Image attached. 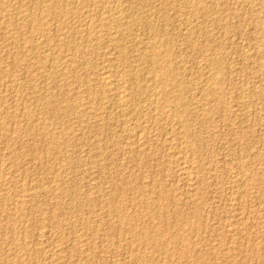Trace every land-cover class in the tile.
I'll use <instances>...</instances> for the list:
<instances>
[{
    "label": "rangeland",
    "instance_id": "obj_1",
    "mask_svg": "<svg viewBox=\"0 0 264 264\" xmlns=\"http://www.w3.org/2000/svg\"><path fill=\"white\" fill-rule=\"evenodd\" d=\"M0 264H264V0H0Z\"/></svg>",
    "mask_w": 264,
    "mask_h": 264
},
{
    "label": "bare ground",
    "instance_id": "obj_2",
    "mask_svg": "<svg viewBox=\"0 0 264 264\" xmlns=\"http://www.w3.org/2000/svg\"><path fill=\"white\" fill-rule=\"evenodd\" d=\"M48 13V12H47ZM104 24V23H103ZM105 24H107V23H105ZM37 28V27H36ZM90 28V27H89ZM57 40V39H56ZM156 58V57H155ZM157 58H158V60L160 59L158 56H157ZM156 58V59H157ZM163 72H164V74H165V71H164V69H163ZM170 73V72H169ZM104 77V76H103ZM111 77V76H110ZM103 79H107L106 77L105 78H103ZM101 81V80H100ZM105 81V80H104ZM116 81V80H115ZM161 81H162V79H161ZM104 83V82H103ZM107 83V82H106ZM112 83V82H111ZM126 94V93H125ZM165 94V93H164ZM124 95V94H123ZM123 97V96H122ZM127 102V101H126ZM122 107V106H121ZM124 107V106H123ZM96 109V108H95ZM65 135V134H64ZM52 144V143H51Z\"/></svg>",
    "mask_w": 264,
    "mask_h": 264
}]
</instances>
